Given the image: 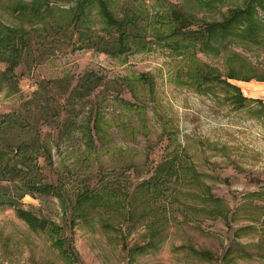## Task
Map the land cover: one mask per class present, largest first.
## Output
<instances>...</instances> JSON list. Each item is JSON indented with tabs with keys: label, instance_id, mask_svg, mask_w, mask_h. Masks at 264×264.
Wrapping results in <instances>:
<instances>
[{
	"label": "rangeland",
	"instance_id": "1",
	"mask_svg": "<svg viewBox=\"0 0 264 264\" xmlns=\"http://www.w3.org/2000/svg\"><path fill=\"white\" fill-rule=\"evenodd\" d=\"M98 1L77 23L78 0H0V191L19 205L0 204V264H264L263 11L255 38L205 45L244 0H107L137 24L106 53ZM173 11L191 37L171 35ZM31 180L60 192L21 197Z\"/></svg>",
	"mask_w": 264,
	"mask_h": 264
},
{
	"label": "trees",
	"instance_id": "2",
	"mask_svg": "<svg viewBox=\"0 0 264 264\" xmlns=\"http://www.w3.org/2000/svg\"><path fill=\"white\" fill-rule=\"evenodd\" d=\"M50 1L52 0H47V2H50ZM91 1L93 2L94 0H78L77 8H75L76 11L78 10V8L80 9L79 15H77L75 18V21L77 23L83 20L81 14L83 13L84 10H82V8H86V6H88L91 3ZM98 2H99V8L101 10L100 14L104 18L107 19L108 26L112 28L114 31H116V33L118 34L114 42L115 44L114 46L112 45V47H110L109 45L104 44L103 45L104 47H100V49L106 53H116L118 51H121L124 48L129 47L132 41L133 34H134L133 31H130V26L131 25L136 26L137 22L135 21V19H132L131 17H128L127 19H118L115 17L114 13L113 14L111 13L110 11L111 9L108 6L107 0H102ZM258 10H262L264 13V0H246V1L244 0L242 6L230 9V11H228V13L226 14V16L221 22L212 23L209 25L207 24V26L204 28V31L202 32V35H201V37L203 38L202 42L205 45H208L211 42L212 38L216 35L215 32L217 34H224V36L227 38L236 36L238 35L237 33L238 30L241 28L245 34V37L255 38L256 37L255 35L257 33V32L255 33V30L257 29L258 32L261 31L262 25H263L262 23L263 20L261 19ZM76 11H74V15ZM135 14H138V13H135ZM172 14H174L176 18H179V20L178 22L174 24L171 23L170 26L173 29L172 30L173 34L171 35L176 36L177 38L181 40H185V38L191 37L190 31L185 30L188 27V22H187L188 19L186 18V16L185 15L181 16V13H179L178 11L177 13L173 11ZM184 35H185V38H184ZM196 61H197L196 64L199 67H201V64L198 61V59H196ZM204 73H205V70H204ZM87 80H89V83H86ZM99 80L100 78H97V76H95L94 74H91V77L90 75L86 77L84 81L81 83V85L78 88L77 87L75 88L76 96L79 99H83L87 97L88 95H90L91 92L96 88V86L99 85L98 84ZM242 80H246V79L242 78ZM131 82H134V81H131ZM233 86H235V89H237L240 92V88L238 86L236 85H233ZM239 98L245 101L250 100L248 97H245L240 93L236 96V100L240 102L241 100H239ZM83 131L85 132L84 134H85V137L87 138V143H86L87 147L89 148V150H92L94 148V140H93L92 130L90 128L89 123H86V125L83 126ZM32 147L34 148L33 151L38 150V146L36 144H32L31 148ZM0 152H2V149H0ZM5 154H8L7 151H5ZM29 159H30V155L29 156L26 155V157H23V158L21 157L20 161L22 162V161L29 160ZM48 159L51 160L50 155H48ZM171 169L172 168L170 166L165 167V165H160L156 167L155 172L157 173L158 177L154 178V181L152 182V186L150 189L151 192H155V193L160 192L161 189L158 187V184H157L158 180H155V179L161 178L163 180L167 178L168 176L167 174L168 172H170ZM57 184L58 182L54 183L53 181L48 182V183L46 182L42 183L41 181H35V180L24 182V185L26 186L25 188L28 191H24L23 194H21V197L24 196V193H27V192L58 194L60 191H59V187ZM92 192L93 191H90V193L84 194L83 197H88L89 199L93 198L95 196V193H92ZM1 203H8V204L15 206L16 208L19 207L18 201L15 197H12L10 194H6L5 192L0 191V204ZM18 211L21 213L24 210H22L21 208H18Z\"/></svg>",
	"mask_w": 264,
	"mask_h": 264
}]
</instances>
